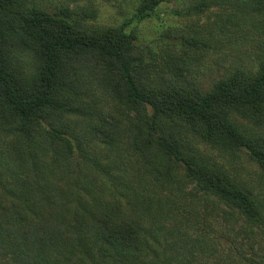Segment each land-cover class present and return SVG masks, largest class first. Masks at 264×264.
Here are the masks:
<instances>
[{"label":"trees","instance_id":"16d2710c","mask_svg":"<svg viewBox=\"0 0 264 264\" xmlns=\"http://www.w3.org/2000/svg\"><path fill=\"white\" fill-rule=\"evenodd\" d=\"M164 1L143 0L132 20L159 16L156 8ZM230 3L243 13L264 14V0ZM70 13L68 7L49 12L24 0H0V129L13 131L31 144L48 142L63 154V161L77 168L82 162L92 163L98 170L82 139L70 136L52 120L82 105L75 77L86 63L129 105L150 108L138 141L155 170L182 168L198 188L238 209L248 222L260 221V201L224 174L210 175L183 156L170 128L191 130L208 142L244 151L264 170V138L242 133L232 121L236 113L264 126V60L257 71L236 70L205 92L181 84L163 87L144 81L136 72L141 50L127 29L128 20L114 27H90ZM12 34L36 55L29 78L14 69L13 58L4 49ZM92 127L98 138L107 132L94 122ZM158 130L163 133L158 135ZM19 162L26 169L18 179L22 196L9 198L7 205L0 201V264H162L148 255L146 229L116 199L90 203L83 194L75 197L79 175L56 173L37 154H30L28 162L20 157ZM64 173L69 176L66 183L61 179ZM64 184L74 187L65 189Z\"/></svg>","mask_w":264,"mask_h":264},{"label":"rangeland","instance_id":"374dc122","mask_svg":"<svg viewBox=\"0 0 264 264\" xmlns=\"http://www.w3.org/2000/svg\"><path fill=\"white\" fill-rule=\"evenodd\" d=\"M24 1L49 12L68 7L73 18L90 27H114L128 20L127 29L141 50L136 72L144 81L163 87L181 84L205 92L236 70L257 71L264 60V14L243 13L230 0H166L156 8L159 16L141 21L132 20V16L143 0ZM196 5L201 6L191 9ZM4 49L12 56L14 69L29 78L37 63L33 51L15 34L6 38ZM83 65L75 77L79 80L75 82L76 96L82 105L52 120L70 136L82 139L84 149L100 167L97 170L92 163L82 162L77 168L63 161V154L50 143L31 144L13 131L0 129L1 204L22 196L18 179L26 175V169L19 158L28 162L30 154H37L56 173L63 170L79 175L75 197L83 194L90 203L93 199H116L124 212L146 229L148 255L162 264H264L262 167L244 151L208 142L191 130L170 128L183 156L210 175L224 174L260 201L262 219L248 222L238 209L198 188L182 168L155 170L138 141L150 108L132 107L99 72ZM232 121L242 133L264 138V126L236 113ZM93 122L107 132L96 137ZM68 177L64 173L62 183ZM72 186L62 185L65 189Z\"/></svg>","mask_w":264,"mask_h":264}]
</instances>
